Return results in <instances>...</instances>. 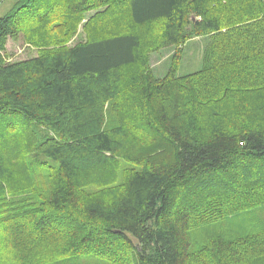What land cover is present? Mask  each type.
<instances>
[{
    "label": "trees",
    "instance_id": "1",
    "mask_svg": "<svg viewBox=\"0 0 264 264\" xmlns=\"http://www.w3.org/2000/svg\"><path fill=\"white\" fill-rule=\"evenodd\" d=\"M10 1L0 17V165L25 148L23 160L50 175L47 208L33 216L3 213L0 194V226L25 222L31 242L63 241L60 255L73 259L264 264V230L189 251L192 227L264 206V0ZM99 6L127 12L128 26L102 34L93 17L86 41L57 45L50 22L71 37L82 14ZM155 25L158 39H146ZM20 35L46 46L8 61L6 43ZM205 36L201 69L175 76L179 50ZM168 47L176 49L170 70L155 78L148 54ZM238 92L254 100L253 115L236 123L230 96ZM6 136L13 141L5 147ZM122 161L137 168H125L116 188L84 196L83 186L114 178Z\"/></svg>",
    "mask_w": 264,
    "mask_h": 264
},
{
    "label": "rangeland",
    "instance_id": "2",
    "mask_svg": "<svg viewBox=\"0 0 264 264\" xmlns=\"http://www.w3.org/2000/svg\"><path fill=\"white\" fill-rule=\"evenodd\" d=\"M10 6V0L0 2V17L7 14ZM105 9L106 7L99 6L85 11L76 27L75 33L71 37H67V34L64 35L65 31L63 28L56 29L53 27V22H50L48 27L50 28L51 33H53L58 39L57 45L70 47L77 42L86 41L88 39L87 35L89 32L86 33L87 30H85V32L83 27L86 23L91 21L90 19L95 18V20L91 21V25H93L96 21L94 25L97 29H101L99 30V33L102 34H109L112 31L122 32V29L128 26L129 21L127 20V12H124L122 9L113 8L111 11L112 13L102 14ZM99 14L102 16H97ZM32 23L33 21L29 19L26 21V26L28 28L35 27V24ZM137 30L141 36L144 37H147L150 33L149 28L147 27ZM160 32L161 26L155 25V28L152 30V34L146 39H152V41L157 40V36L160 35ZM45 38V35H43L40 38V41ZM64 38L65 40H63ZM208 41L209 39L206 36L200 38L197 37L186 42L184 46H182V49L179 50L181 51V59L175 76H186L201 69L202 57L208 46ZM45 46H42L41 44L35 45L33 43H26L25 37L20 35L17 39H9L7 41L5 57L11 62L27 60L35 57L38 52L44 49ZM47 46V49H51L52 47H49L50 45ZM154 47H156V45H153V49ZM174 52H176L174 47H168L157 48L155 51L152 50V52L148 54V65L155 78H163L167 74L168 70H170L171 58L174 55ZM248 94L249 95L243 97L245 93L238 92L233 97L232 95L230 96L233 108L231 111L232 114L229 113V116H231L232 122L237 123L239 122V119H243L244 122L249 116L253 115V113H247L250 112L247 110L249 109V102L254 100V98H252L254 95H251L250 93ZM251 106L255 107V103L252 102ZM242 110L246 112L241 113ZM107 117L108 126H115V117L110 114V112L107 113ZM134 125H137V123ZM134 131L137 132L144 144L149 142L150 139H147L142 131L138 132L136 128ZM24 140V138H18L17 144L24 146ZM12 141L13 139H11V137L6 136L2 139L1 145L4 144L6 147ZM24 150L25 148L21 149L18 156L8 155L4 158V163H1L0 165V194L3 197V202L8 205V208L4 209L3 213L11 210L10 215L14 216L15 212H17V218L20 216H33L38 211L39 206L46 209L49 195L47 175H50V170L36 168L35 165L32 164V158L30 156L23 160ZM20 153H22V158L19 157ZM31 164L32 167H30ZM10 167H12L11 170ZM128 167L137 168L131 163L122 161L120 163V167L117 168L114 178L111 176L108 179L109 182L107 181L101 185L89 183L86 186H83L81 192H83L85 197H89L90 195L96 194L103 188H116V186H118L124 178V169ZM4 225L5 227L0 226V264H114L93 256L77 259L66 256L64 257L60 255L63 241H59V243L54 244L53 247L47 248L41 243L30 241L31 239L27 237V231L29 230H27L25 222H22L18 227H15L14 222L4 223ZM263 230L264 206H260L251 210L230 215L222 220H218L210 224L192 227L189 232V251L197 252L202 246L215 238L234 240L239 237L258 234ZM48 251H50V253ZM130 258L131 256L126 258L120 264H132L129 260Z\"/></svg>",
    "mask_w": 264,
    "mask_h": 264
},
{
    "label": "water",
    "instance_id": "3",
    "mask_svg": "<svg viewBox=\"0 0 264 264\" xmlns=\"http://www.w3.org/2000/svg\"><path fill=\"white\" fill-rule=\"evenodd\" d=\"M194 20V18H192Z\"/></svg>",
    "mask_w": 264,
    "mask_h": 264
}]
</instances>
